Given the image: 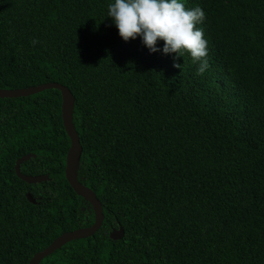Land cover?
Here are the masks:
<instances>
[{"label": "trees", "instance_id": "1", "mask_svg": "<svg viewBox=\"0 0 264 264\" xmlns=\"http://www.w3.org/2000/svg\"><path fill=\"white\" fill-rule=\"evenodd\" d=\"M189 2L209 13L208 68L198 75L195 63L142 57L151 89L184 73L171 110L151 120L145 110L133 122L122 112L140 93L119 70L125 41L107 17L109 0H0V88L71 89L79 179L105 214L96 233L39 264H264V0ZM61 110L55 88L0 98V264H29L63 233L94 222L65 176ZM228 133L238 138L231 151L221 147ZM28 153L37 156L21 171L49 173L48 181L16 174ZM120 227L124 237L110 238Z\"/></svg>", "mask_w": 264, "mask_h": 264}, {"label": "clouds", "instance_id": "2", "mask_svg": "<svg viewBox=\"0 0 264 264\" xmlns=\"http://www.w3.org/2000/svg\"><path fill=\"white\" fill-rule=\"evenodd\" d=\"M78 1H85L90 6H93L100 0H78ZM107 17H111L112 23L118 29V34L125 41L123 46L121 47V52L118 59V64H120L119 70L123 73H128L130 75L129 77L130 83L140 93V95L136 96L135 99L133 100L132 107L128 111L122 113L129 120L133 122L138 117V115L145 110L147 111V116L150 120L161 118L162 116L159 113L160 111L162 110L169 111L174 107L173 102L169 98V93L173 90L176 81L180 79V77L184 72H180V71L169 72L165 77L163 83L159 87L151 89L150 80L148 76L141 73L139 70L141 65L144 63L143 59L141 58L145 56L151 57V56L159 55L162 58H168L172 60L174 63L173 66L177 68L181 67L178 61H182L186 63H190V62L195 63L199 65L197 68V74L198 75L202 74L208 68V61L206 57L208 55V52H210V43H211L210 33H209L210 27L208 20L209 19L208 11L202 9L199 6L193 8V5L192 3L189 2V0H109V4L107 6ZM33 43H35V41H33ZM145 79L147 80L146 82ZM49 83H58L63 87L68 88L69 91L73 94L71 89L62 83L59 82H49ZM195 83L196 82L190 84L184 83L181 86H179V88L190 86ZM24 88H29V87H24ZM14 89H23V88H14ZM14 89H8V90H14ZM60 91L62 94V90ZM20 97H25V96H20ZM7 98H18V97H7ZM74 101H75V96H74ZM62 103H63V94H62ZM75 104L76 101L73 107L74 125H75L74 123ZM101 104H96L94 106L100 107ZM61 111H62L61 115L63 122V107ZM63 126H64V122H63ZM64 129L70 139V147L66 155L65 169H64L66 176L67 157L72 147V140L65 126ZM237 141L238 138L237 139L233 138V136H231V134L229 133L225 134L223 135L221 147L231 151V149L235 148ZM80 143H81V137H80ZM29 154H32L30 159L37 156L36 153H28L26 155ZM82 156H83V146L76 167V177L81 184H83V182H81L79 179L78 169L80 166ZM20 171H21V165H20ZM25 175L32 177L47 176V179L33 183H41L44 181H48L50 179L49 173L25 174ZM67 181L71 186L68 179ZM33 183H29V184H33ZM71 188L73 189L72 186ZM74 192L78 194L75 190ZM28 193L31 194V192ZM78 195L81 196L80 194ZM33 198L35 199L34 196ZM83 199L87 202L88 206L92 210L95 220V213L92 205L85 198ZM98 200L100 201L99 198ZM29 201L32 202L31 200ZM36 202H32V203H36ZM103 213H104V209H103ZM104 220H105V214H104ZM113 230H111L110 233Z\"/></svg>", "mask_w": 264, "mask_h": 264}, {"label": "water", "instance_id": "3", "mask_svg": "<svg viewBox=\"0 0 264 264\" xmlns=\"http://www.w3.org/2000/svg\"><path fill=\"white\" fill-rule=\"evenodd\" d=\"M46 88H58L62 90L63 122L72 140V147L67 157L66 176L71 186L73 187V189L92 205L94 209V213H95V220L91 226L79 228L74 231L66 232L60 235L44 250L37 252L32 257L29 264H39L42 259L52 254L54 251L59 249L63 244L71 240H76V239H81V238L92 236L101 227L103 220H104L103 207H102L101 202L98 200L95 192L91 190L90 188L86 187L85 185L81 184L76 177V167H77L80 155H81L82 146L80 143L79 134L75 128V125L73 124V107H74L75 101H74V96L69 91V89L63 87L62 85L58 83H46V84H41L38 86H31L29 88L14 89V90L0 88V98L27 96V95H31L36 92L42 91ZM31 156L32 154H29L16 161L15 170H16L17 175L21 179L29 183L39 182L44 179H47V176L32 177V176H27L20 171L21 163L23 161L29 160ZM27 196L29 200H31L32 202H36V200L33 198V196L30 193H28ZM124 233H125L124 229L120 227L119 229L113 230L110 233V237L115 240L122 239L124 236Z\"/></svg>", "mask_w": 264, "mask_h": 264}]
</instances>
